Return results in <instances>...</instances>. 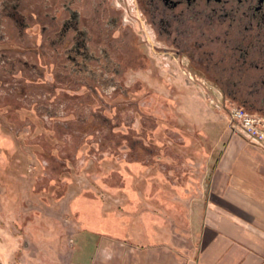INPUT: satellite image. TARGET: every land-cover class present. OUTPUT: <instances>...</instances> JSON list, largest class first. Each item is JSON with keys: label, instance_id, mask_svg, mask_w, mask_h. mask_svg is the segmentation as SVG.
<instances>
[{"label": "rangeland", "instance_id": "rangeland-1", "mask_svg": "<svg viewBox=\"0 0 264 264\" xmlns=\"http://www.w3.org/2000/svg\"><path fill=\"white\" fill-rule=\"evenodd\" d=\"M7 76L0 67V191L35 211L29 236L7 232L15 260L34 250L33 264H60L62 235L72 242L79 222L106 229L115 216L137 218L144 202L165 218H184L203 204L209 170L234 134L223 105H241L219 101L214 87H170L144 73L145 86L99 89L100 97L64 79L57 88L22 81L13 91ZM194 98L204 102L196 111Z\"/></svg>", "mask_w": 264, "mask_h": 264}, {"label": "flooded vegetation", "instance_id": "flooded-vegetation-1", "mask_svg": "<svg viewBox=\"0 0 264 264\" xmlns=\"http://www.w3.org/2000/svg\"><path fill=\"white\" fill-rule=\"evenodd\" d=\"M7 42L16 47L0 50V67L13 91L64 79L100 97L145 86L144 73L217 88L219 101L264 116V0H0Z\"/></svg>", "mask_w": 264, "mask_h": 264}, {"label": "crops", "instance_id": "crops-1", "mask_svg": "<svg viewBox=\"0 0 264 264\" xmlns=\"http://www.w3.org/2000/svg\"><path fill=\"white\" fill-rule=\"evenodd\" d=\"M193 103L196 111L204 102ZM208 174L205 202L185 210L184 218H165L144 202L137 218L115 216L116 225L106 229L77 223L72 242L62 235L60 264H264V148L233 134ZM12 195L0 191V264L39 262L32 247L15 260L7 232L21 229L29 236L36 227L35 218L28 219L35 211L10 202Z\"/></svg>", "mask_w": 264, "mask_h": 264}, {"label": "built area", "instance_id": "built-area-1", "mask_svg": "<svg viewBox=\"0 0 264 264\" xmlns=\"http://www.w3.org/2000/svg\"><path fill=\"white\" fill-rule=\"evenodd\" d=\"M234 134L242 135L254 145L264 148V116L249 112L238 105H223Z\"/></svg>", "mask_w": 264, "mask_h": 264}]
</instances>
